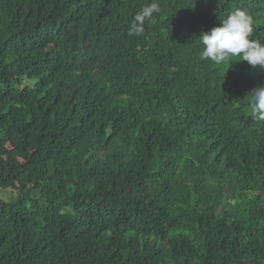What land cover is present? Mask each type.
Segmentation results:
<instances>
[{"label": "trees", "instance_id": "trees-1", "mask_svg": "<svg viewBox=\"0 0 264 264\" xmlns=\"http://www.w3.org/2000/svg\"><path fill=\"white\" fill-rule=\"evenodd\" d=\"M151 2L0 0V264H264V68L199 40L264 0Z\"/></svg>", "mask_w": 264, "mask_h": 264}, {"label": "clouds", "instance_id": "clouds-1", "mask_svg": "<svg viewBox=\"0 0 264 264\" xmlns=\"http://www.w3.org/2000/svg\"><path fill=\"white\" fill-rule=\"evenodd\" d=\"M160 11V5L156 0L144 6L134 16L128 34L130 36L142 35L145 21H150ZM253 33L252 16L245 10L237 9L222 20L220 26L201 34L199 40L203 49L200 59L210 60L220 65L227 63L233 57H239L253 69L264 68V44L251 39ZM250 110L255 119L264 121V86H259L251 92Z\"/></svg>", "mask_w": 264, "mask_h": 264}, {"label": "rangeland", "instance_id": "rangeland-1", "mask_svg": "<svg viewBox=\"0 0 264 264\" xmlns=\"http://www.w3.org/2000/svg\"><path fill=\"white\" fill-rule=\"evenodd\" d=\"M9 195H12V196H16L17 193L14 192V191H7V192H4V191H0V197L3 199V200H7Z\"/></svg>", "mask_w": 264, "mask_h": 264}]
</instances>
